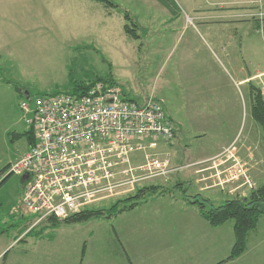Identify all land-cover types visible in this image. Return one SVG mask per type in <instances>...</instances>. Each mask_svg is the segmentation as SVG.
Returning <instances> with one entry per match:
<instances>
[{
    "label": "rangeland",
    "instance_id": "obj_1",
    "mask_svg": "<svg viewBox=\"0 0 264 264\" xmlns=\"http://www.w3.org/2000/svg\"><path fill=\"white\" fill-rule=\"evenodd\" d=\"M111 1L119 8L106 10L91 0H0V81H8V89H0V172L26 151L25 138L17 137L28 130L18 107L19 99L24 98L25 93L30 101L40 95L74 92V85H87L110 72L124 97L140 102L148 93L158 48L168 47L178 54L187 45L197 47L191 29L186 27L179 33L170 32L172 25L184 26V20L188 18L191 20L186 21L187 26L196 27L202 18L215 15L213 12L217 9L232 10L235 14L253 10L249 16L259 23L263 21L254 40L261 43L264 39V16L258 15L264 14V0H251L248 6H239L242 4H237V0H164L169 10L175 11L169 28L165 25L169 19L160 12L145 17L148 11L160 10V6L134 0ZM126 10L138 26V39L124 34L123 26L127 22L121 12ZM105 11H110L112 16L106 17ZM252 19L248 20L255 27ZM242 94L238 92L233 101L235 110L230 112L232 129L228 131L229 136L225 132L221 138L233 136L239 142L245 138L250 140L252 124L250 153L253 157L264 156V137L259 125L254 121L251 123L248 97ZM186 145L191 146L192 140H186L183 145L174 144V159L182 157L181 151ZM231 164L228 162L226 167ZM5 176L6 170L0 173V181ZM181 176V173L171 176L168 185L186 181L183 186L188 189L186 194L194 195L198 191L195 179ZM150 183L159 184L153 179L137 188ZM132 193L95 202L87 209L108 208ZM21 194V177L8 175L0 185V227L6 229L0 236V264H104L112 261L119 264L118 258L111 256L112 250L116 249L111 229L114 219L94 218L83 223L61 224L56 229L47 227L39 235L41 239L34 233L45 224L43 222L34 226L33 233L23 241H14L27 227L25 233L33 228L35 219L21 209V217L10 215L9 212L17 209ZM199 194L201 198L212 197L210 191ZM220 203L222 201H211L213 206ZM84 242L86 254L81 261Z\"/></svg>",
    "mask_w": 264,
    "mask_h": 264
},
{
    "label": "crops",
    "instance_id": "obj_2",
    "mask_svg": "<svg viewBox=\"0 0 264 264\" xmlns=\"http://www.w3.org/2000/svg\"><path fill=\"white\" fill-rule=\"evenodd\" d=\"M134 1L160 6V10L148 11L145 17L160 12L169 19L165 25L170 27L175 11L169 10L164 0ZM250 1L235 2L248 6ZM252 11L235 14L232 10L217 9L213 12L215 15L202 18L196 27L187 26L185 19L184 26L172 25L170 32L191 29L197 47L187 45L178 54L168 47L156 50L149 90L141 101L152 96L161 102L165 116L173 122L174 137L167 144L156 140V148L146 152L159 156L168 153L172 170L167 177L154 179L159 184H149L162 186L166 192L149 196L134 209L111 218L116 243L111 256L118 258L119 264H264V214L248 232L243 253L228 260L234 242L232 222L211 227L195 205L183 200V192L188 190L183 187L186 181L168 185L171 176L181 173V177L195 179L198 191L194 195L201 197L199 193L210 191L212 197L204 198L210 204L212 200L224 203L235 197L245 198L251 190L237 188L242 180L218 184L220 172L232 157L246 166L255 187L264 184V156L253 157L250 153L252 124L250 140L245 138L239 142L233 136L221 138L232 129L229 118L234 113L233 101L238 92L248 97L251 123L254 121L253 86L260 88L264 98V70H261L264 39L261 43L254 40L260 23L249 16ZM105 16L109 18L112 14L105 11ZM248 19L255 22V27ZM0 84V89H8V84L1 81ZM188 139L192 140V145H186L181 151L182 157L175 160L174 144L183 145ZM152 141L144 140V144ZM143 157L144 152L134 154L133 165L141 164ZM241 192L247 195L242 197ZM83 244L86 248V242Z\"/></svg>",
    "mask_w": 264,
    "mask_h": 264
},
{
    "label": "built area",
    "instance_id": "obj_3",
    "mask_svg": "<svg viewBox=\"0 0 264 264\" xmlns=\"http://www.w3.org/2000/svg\"><path fill=\"white\" fill-rule=\"evenodd\" d=\"M258 15L264 16L263 12ZM24 95L18 107L33 142L6 173L26 176L20 209L35 217L31 227L48 218L66 219L171 172L168 153L146 152L154 149L156 140L167 144L174 137L173 122L154 97L134 101L101 82L83 92L40 95L30 101ZM148 139L153 141L144 144ZM137 152H144L143 162L133 165ZM231 162L220 172L218 184L242 180L238 189H254L246 166L233 157Z\"/></svg>",
    "mask_w": 264,
    "mask_h": 264
},
{
    "label": "trees",
    "instance_id": "obj_4",
    "mask_svg": "<svg viewBox=\"0 0 264 264\" xmlns=\"http://www.w3.org/2000/svg\"><path fill=\"white\" fill-rule=\"evenodd\" d=\"M96 3H100L104 8L107 9H118L119 6L114 4L111 0H92ZM108 12V11H107ZM123 18L127 23L123 26L124 34L135 40L139 38V34L136 32L137 25L136 23L130 18L127 11L121 12ZM2 82V81H1ZM4 83L8 84V81H3ZM101 82L103 84H108L114 87H117L116 82L112 79L111 73L109 72L108 75L104 77H98L95 81L83 85V84H76L73 86L74 92H83L88 86L93 83ZM15 89L17 87L15 86ZM18 90V89H17ZM253 105H252V118L254 121L259 125L262 135L264 137V98L261 94L260 89L253 86ZM17 137H24L27 146L32 144L33 142V133L30 130L17 135ZM264 161V159H263ZM8 165L2 169L4 172L7 169ZM8 177L5 176L1 181L0 185L3 181ZM167 189H162L156 185H149V186H142L137 188L132 194L127 196L122 200L116 201L108 208H98V209H84L83 211L76 213L66 219L58 220L54 218H48L45 221V224L41 226L40 230L35 232V235H41L42 231H44L47 227L51 228H58L61 224H75V223H83L87 222L90 219L94 218H106L111 219L116 217L119 214L124 212L130 211L134 209L137 205H139L142 201H144L147 197L156 195V194H163L166 192ZM183 200L191 205H195L199 211L200 216L208 225L211 227H218L228 221L232 222L233 234H234V242L231 248V252L228 260L234 259L241 255L246 247V238L247 234L250 230L254 229L258 218L260 215L264 214V211L257 207L258 203L264 204V184L252 189L248 196L245 198L235 197L233 199L227 200L224 203L213 206L209 203L208 200L198 197L197 195L189 196L186 192H183ZM20 203L21 199L18 201L17 209L13 212H9L10 215L16 217H21L20 213ZM249 209V207H251ZM20 210V211H19ZM19 215V216H18ZM28 227L25 229V231ZM33 228L29 229L26 233L25 231L21 232L20 235L25 233L23 237H15L14 241L21 242L25 239L26 236L33 233ZM6 232V229L0 227V236H2ZM39 238L42 239L41 236ZM85 252V245H82L81 249V261L83 259ZM5 257V255H3Z\"/></svg>",
    "mask_w": 264,
    "mask_h": 264
},
{
    "label": "water",
    "instance_id": "obj_5",
    "mask_svg": "<svg viewBox=\"0 0 264 264\" xmlns=\"http://www.w3.org/2000/svg\"><path fill=\"white\" fill-rule=\"evenodd\" d=\"M26 178V176H23V177H21V180H24ZM257 207L259 208V209H261L262 211H264V204H262V203H258L257 204ZM252 208V206L251 207H249V209H251Z\"/></svg>",
    "mask_w": 264,
    "mask_h": 264
}]
</instances>
